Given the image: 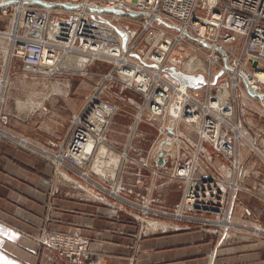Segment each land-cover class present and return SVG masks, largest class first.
Returning <instances> with one entry per match:
<instances>
[{"label": "built area", "instance_id": "2783aa9c", "mask_svg": "<svg viewBox=\"0 0 264 264\" xmlns=\"http://www.w3.org/2000/svg\"><path fill=\"white\" fill-rule=\"evenodd\" d=\"M11 8L15 11L11 16L16 18V24L11 29V32H15L18 35L17 39L13 40L9 37V34H6L8 35L9 43H11L10 45H12L11 57L14 56L19 59L23 69L27 72L56 76L63 70L74 69L75 67H60L59 69L57 68L58 70L56 69L57 64L65 59L63 56L67 52L76 54L80 58L91 59L94 65L117 64L121 69V73L125 70L135 69L137 65H142L151 71L156 67L155 63L161 65V80L151 79L145 89L137 82L131 84L136 90L145 94L147 99L146 112H148L149 116L145 119L144 112L141 111L142 114L140 113L134 117L135 121H139L138 123L141 120H148L150 123L156 124L155 117L152 116L148 108L147 95H156V93L164 91L172 95L173 101L176 103V109L180 107L184 109L186 107L185 111H183L182 122H188L190 117L192 119L193 114L191 116L187 112H190V108L198 102L193 93L195 89L191 92L192 101H189L188 104L182 103L181 99H177L174 88L178 89L180 82L178 80L174 81L173 72L175 71V66L173 65L175 64L171 60L174 53L190 52L194 56L200 53L205 54L208 62L219 65L221 56V59L225 62L224 65H221L219 72L210 74L208 75L209 77L201 73H192L195 77L203 75V80L196 82L193 87L204 82L205 85L210 84V88L213 89L212 85L218 84L221 76L229 74L231 80L236 76L235 78L239 82H245L247 91L244 90V92L251 94V88L256 92L260 91L261 94L264 93V81L255 80L256 85L252 84L251 86L245 81L243 75L246 70L252 76L257 71L264 70V0H17V2L14 1L2 6L0 12L7 15ZM39 25L44 28L41 32L42 34L36 30L32 33L29 32V26L34 28ZM19 27L25 28L24 35H20L22 31H19ZM52 32L55 37L52 36ZM106 33L108 34L107 39L104 38ZM122 33L125 34L127 40H124L125 36ZM240 37L245 39L244 49L250 56L249 60L256 65L254 71H251L246 66L247 59L244 57L237 58L236 61L233 60L231 63L229 61L230 57L233 56L229 45L236 43ZM142 39L145 41L144 46H147L148 49L140 44ZM70 42L72 45H70ZM86 46H89L90 50ZM103 47L106 49L99 55V49L102 50ZM107 48H109V52ZM117 59H125L123 68L118 65ZM141 71L146 72L145 70ZM151 71H148V75ZM166 83L170 84V89H166ZM223 83L219 84L216 95H213V91L209 90L211 92L208 93L207 104L198 103L201 106H207L210 102H215L219 89L223 88ZM186 86L190 87L187 83ZM238 86L240 87L239 83ZM207 88L209 87L205 86L204 89ZM236 96L238 97L237 94ZM230 100L234 106L231 96ZM89 102L91 104L88 106L87 113L84 116L80 114L76 118L73 134L67 140L65 150L59 156L64 157L65 165L70 166L67 161H71L78 168L86 167L92 160L91 169L81 172L82 176L88 175L90 177V173H95L101 177L107 175L114 177L111 172L99 170L97 165L106 166L110 156L115 153L113 152V149L115 151V144L111 145L113 149H108L103 145L105 137L102 134L103 128L107 124H113L115 117L120 113V108L115 103L101 99L98 96H93ZM258 108L261 110L260 107ZM104 109H110L111 112L106 117L104 116L102 124L96 126L95 120L100 123L99 117L102 115L100 111ZM234 110L236 111L235 107ZM198 111L201 110L199 109ZM213 112L215 113L214 110ZM261 112L263 113L262 110ZM172 116L173 114L170 113L169 118L166 120L167 123L173 120ZM185 117L186 119H184ZM91 119L92 121H90ZM199 119L201 124L192 121L195 124L191 126L197 125L195 128L201 137L202 148H204L203 142H210L209 144L217 150L218 156H222L227 160H231L234 157V167L237 171L243 172V167L240 168L239 153L236 155L238 156L237 158L235 156H227L223 153V150L217 148V145L215 146L211 141L203 139L202 122L209 121V119L217 121L214 114L207 113ZM163 126V124H158L159 134H164L166 138L161 141L159 148L154 154L155 162L163 164H158L159 169L156 172L166 174V172L169 173L167 170L170 169L173 172V175H171L173 178L185 180L188 185L184 201L177 211L178 213L175 214L176 220L187 218L204 223L217 222L222 226L223 236L227 237L229 229L233 225L231 220L232 204L238 191L232 184L234 185L236 181H225L210 172L204 174L205 178L195 177L194 173L199 166L202 149L197 148L195 150V148L193 149L194 144H191L189 148H185L188 151L183 150V147H181L183 144L182 138L180 137V141L175 140L176 135L180 133L176 134L174 131L176 130L175 127L171 128L169 124H166L167 134H165L161 130ZM227 126L230 128V125ZM212 130L210 129L209 131L212 133ZM171 131L174 134L170 135ZM82 133L86 134V136L82 135ZM227 133L224 135L226 136ZM92 137L95 140V145L91 152L88 153L89 159L86 165L82 166L77 163L70 152L73 151L75 153L78 151L79 154L82 151V149L79 151L77 142H75L78 138L87 140ZM169 139L173 140V145L170 144ZM165 146L169 148L166 149ZM170 148H174L176 151L174 155L169 150ZM115 154L117 155V153ZM121 157L126 159L128 154L124 153L123 156H119V160H122ZM170 163L173 164V167H170ZM119 166L120 162L115 172H118ZM191 195L192 197H190ZM142 208L147 207L145 205ZM185 212L195 214L209 213L217 215L218 219L216 221L214 218L188 217L184 215ZM39 242L71 262L77 264L91 263L93 252L89 246V239L85 236L66 232H46L39 238Z\"/></svg>", "mask_w": 264, "mask_h": 264}, {"label": "crops", "instance_id": "0c3cea01", "mask_svg": "<svg viewBox=\"0 0 264 264\" xmlns=\"http://www.w3.org/2000/svg\"><path fill=\"white\" fill-rule=\"evenodd\" d=\"M89 64L94 65L93 60ZM1 83L7 84V80ZM1 138L0 264H76L39 242L46 232L87 237L93 252L90 264H264V164H259L263 169L257 178L243 177L256 166V154L264 159L259 147L264 138L260 136L257 147L250 137L248 142L243 136L244 142L235 149L234 156L238 157L240 148L241 161L248 166L243 167V178L227 171L224 162L216 159V164L223 165L220 172L224 178L242 184L232 204L233 225L227 237L199 221L178 223L172 217L158 216L153 221L169 223V227L147 230L143 215L134 214L137 219L128 216L145 205L146 213L149 207L176 209L183 193L180 182L151 175L127 162L119 180L116 177L113 182L112 176L111 186L103 190V181H76L61 170L63 165L54 162L64 175L57 173L52 163ZM241 143H248L253 153L245 156L248 150ZM208 146L204 147L207 151ZM119 162L113 153L106 166L97 168L114 174ZM83 178L89 179L88 175ZM116 192L119 195L113 198Z\"/></svg>", "mask_w": 264, "mask_h": 264}, {"label": "rangeland", "instance_id": "374dc122", "mask_svg": "<svg viewBox=\"0 0 264 264\" xmlns=\"http://www.w3.org/2000/svg\"><path fill=\"white\" fill-rule=\"evenodd\" d=\"M9 11L10 12H8L7 15L0 12V138L2 137L1 139L3 141H6L13 146H18L26 152L34 154L38 156V158L40 157L43 160L52 163L55 171L62 174L55 165V163H57L55 158L61 155V153L65 150L67 140L73 134L76 118L80 114L81 116H84V114L87 113L88 106L91 104V102H89L90 98L98 96L101 99L115 103L119 106L120 113L115 117L113 124H107L103 128L102 135L105 137L103 145L110 149L112 148L111 145L115 144V151L112 148L113 152L117 153L118 156H123V154L126 153L128 154V157L126 159L121 157L122 160H120V166L117 169L118 172L113 174L115 175L113 182L116 180V177L119 180V177L123 174L125 169V164L128 162L135 164V166H140L138 170L145 169L146 171H149L151 175L171 180L174 179L175 181L182 183L183 193L176 209H173L172 211L155 210L149 207L150 209L146 213L145 211L147 210H144V208H138L135 209L134 212L132 211L128 214L131 218H135L134 214L143 215L144 220L142 221H148L147 223H144V225L147 226V230L169 227V223H160L153 221V219H157L158 216H161L172 217L176 220L175 214L178 213L177 211L184 201V195L188 185L185 180L173 178L171 176L173 175V172L170 169L167 170L169 173L166 172V174L156 172L159 168L157 162H155L156 159L154 154L159 148L161 141L166 137L164 134H159V121L155 120L156 124H152L148 120H141L140 123H138L139 121L134 120L135 116L140 113L142 114L141 111L144 112L143 115L145 119L149 116L148 112H146L147 99L145 94L129 85L127 79L122 77L121 69L117 66V64L105 63L91 66L88 59H85L84 57L79 59L76 54L69 55L65 59V62L60 66L69 68L75 67L74 69L76 70H63L56 76L33 74L25 71L19 59L14 56L11 57L12 45H10L11 43H9V38L6 34L12 33L11 29H13L16 24V18L15 16L14 18L11 16L15 11L12 8L9 9ZM18 29L19 31H22L20 32V35H24L25 28L19 27ZM144 42V39H142L140 44L144 46ZM244 44L245 39L240 37L236 43L229 45V48L233 52V56L230 57L229 61L231 63L233 60L236 61L237 58L244 57L247 59V65H245L250 68L251 71H254L256 65L249 60L250 56L247 52H245ZM144 47L148 49L147 46ZM192 56H194V54L190 52L174 53L171 60L175 63V59H178L179 61L176 65L179 68L187 69L188 71H191V73H201L207 76L219 72L221 70V65H224L225 63L221 59V56L219 60L220 65L208 62L205 54H197L194 56L195 58L193 60L191 58ZM193 62L197 63L196 70L198 71L195 70L192 72L193 67L191 64H194ZM3 80H7V84L1 83ZM227 81L230 82V84L232 83L231 76L229 74H224L219 78L218 84L212 85L213 89L207 88L200 90L197 91L198 94L194 91V96L198 102L205 105L208 102V93L213 91V95H216L219 84ZM239 85L240 87L237 86L236 89L233 87L230 88V96L234 102V106L232 104V108L234 109L235 107L236 111L232 112V116H230L231 118L227 119V124L224 125V129L229 132L231 136L234 154L235 149L238 148V143L244 142L242 139L243 136L247 138L248 142L250 137L254 141L255 147L258 146V142L256 140L257 137L260 136L261 138H264V113H262L258 108L262 107L260 101H250V99H248L243 93L244 90L247 91L245 83L240 81ZM224 95L225 93L223 96ZM222 104L225 105L226 102L224 101ZM39 105H41L40 110L31 112ZM184 119H186V117ZM171 123L172 124H169V127L172 128L174 126L176 134L178 132L180 133L176 135V138H182V143L184 145L182 144L181 147H183V150L188 151V149L185 148H189L191 144H194V147H192L193 149L195 148V150L197 148L202 149L201 159L198 163L199 166L194 173L195 177L205 178L206 176L204 174L209 173V171L212 170L210 173L230 182L231 180L222 176L220 168H223V165L218 163V161L216 164V159L218 158L224 162V165L227 167V171H231L234 175L239 173L238 176L241 178L247 176H254L257 178V175L259 173L261 174V170L264 167L260 169L259 164H264V159H262L263 156H260V153H254L256 154L254 156L256 157V160H254L256 166H254L253 171H250L246 173L248 175L243 176L242 172L240 170L238 172L233 165L234 157L231 160H227L222 156H218L217 150L207 142H203V144L206 148L209 145L208 149L210 153L202 148L201 137L195 128L197 125L191 126L186 124L184 121L178 122L176 120ZM227 125H230L231 127L228 128ZM241 129L244 133L241 132ZM6 131L8 134H6ZM66 134L67 136H65ZM169 134L171 135L174 133L171 131ZM5 135H9V137H3ZM170 144L173 145V141H170ZM243 145L245 146V149L248 150H246L247 153L245 156L248 153H253L250 151L251 146H249L248 143H244ZM263 145L264 140L262 143H259V147L262 151H264ZM171 152L173 155L176 153L174 148ZM238 153L241 162L240 168H248V166H245L241 161L240 148L238 149ZM201 161H203V165H201ZM67 162L70 166L64 164L61 167V170L67 172L74 180H80L83 182L91 181L92 183L96 181H103L104 183L100 187L103 190H108L109 186H111V178L113 177H110L109 175L101 177L95 173H90L89 179L83 178L81 172H86L91 169L92 160L84 168H78V166L71 161ZM170 167H173L172 163H170ZM205 167H207L209 171ZM118 195L119 193L116 192V195H113V198L118 197ZM202 214L184 213V215L188 217L194 216L200 218H214L216 221L218 219L217 215L209 213ZM177 222L197 221L185 218L177 220ZM159 223L161 225H159ZM202 223L204 224V222ZM205 225L212 227L216 232L222 233V226L217 222H205Z\"/></svg>", "mask_w": 264, "mask_h": 264}, {"label": "bare ground", "instance_id": "6f19581e", "mask_svg": "<svg viewBox=\"0 0 264 264\" xmlns=\"http://www.w3.org/2000/svg\"><path fill=\"white\" fill-rule=\"evenodd\" d=\"M14 1L17 2V0H0V9L2 6H6V5H8ZM28 28H30L29 29L30 33L34 32L35 30L37 32L41 33L44 30V28L40 25L37 27H34V28L32 26H29ZM107 35L108 34L106 33L104 36L105 39H107ZM122 35L125 36L124 33H122ZM52 36H54L53 32H52ZM9 37H11L13 40H16L18 35L15 32H13L12 34L11 33L9 34ZM55 39L59 40L58 38H55ZM124 40H127L126 36L124 37ZM70 45H72L71 42H70ZM86 47L88 50H90L89 46H86ZM104 49H106V48L103 47L102 50L99 49L98 54L101 55V53H102V51H104ZM107 49L109 52V48H107ZM85 52H87V51H85ZM224 53H225V51H224ZM71 54H73V53L67 52L63 56V58L66 59ZM191 58L193 60L195 57L192 56ZM65 59L61 60L60 63L57 64L56 69L57 68L59 69V67L65 62ZM175 60H176L174 63L175 65H173V66H175V71L173 72V76L175 77L174 81L178 80V82H180V84H178V86H179L178 89L174 88L175 94L177 95L176 96L177 99H181L182 103L184 102L185 104H188L189 101H192L191 92H193L194 89H195V93H197V91L204 89L205 86H208L210 88L211 85L210 84L205 85L203 82V83H200L199 85H197L196 87H193L197 81L196 82L191 81V84H192V82H193V84L190 85V87L186 86V83L180 79V77L177 73H179V72H182V73L183 72H185V73L189 72L188 74H192V73H191V71H188L187 69L179 68L176 65L179 60H177V59H175ZM117 61H118V65L122 66L121 68H123V62L125 61V59H122V60L117 59ZM155 65H156V67L153 69V71L145 68L142 65H137L135 69L123 71L121 73V75L123 78L127 79V81L129 82L130 85L133 84L134 82H137V83H139V85H141V87L143 89H145L147 87L148 83L151 81V79L154 78L155 80L158 81V80H161V78H162V75L160 72L161 71V65H157V63H155ZM191 66L193 67L192 72L197 69V67H196L197 63L191 64ZM141 70H145L146 72H142ZM148 71H151L149 73V75H148ZM196 71H198V70H196ZM238 72L242 73L243 71H238ZM243 75H244L245 81H247L251 86H252V84H255L256 81H258V80L264 81V70L257 71L255 73V75H253V76L250 74L249 71L246 70L243 73ZM235 77L236 76L233 77L231 84L229 82L223 83V88L219 89V93H218V96H216L215 102H210L207 106H201L200 103H198V102L195 103V105H193V107L190 108V112H187L191 116L193 114L192 119H190L191 118L190 117L188 122L185 121L186 124H188V125L195 124L192 121H196L197 124H201V122H200L201 120L199 119L200 117L206 115L207 113L214 114L215 118H217V121L215 119H209V121L207 120V121L202 122L203 123V125H202V137L204 140L211 141L215 146L217 145V148L220 150H223V153L227 156H233L234 150L232 148L231 136H229L230 134L227 133V131L223 128V125L227 124L226 120L230 119L231 118L230 116H232V112L235 111L232 108V104H231V100H230V94H231L230 88L231 87L236 88V86H238V83H239L238 79H236ZM166 89H170L169 83H166ZM258 92H260V91H258ZM224 93H225V95L223 96ZM244 93H245L246 97L250 99V101H252V102H254V100L260 101V104L262 106L260 108L264 113V99L259 98L258 96H254L252 94H249L247 92H244ZM147 97H148V101H149L148 108L150 109L152 116L155 117V120L159 121L160 124L164 125L161 128L163 133H165V134L167 133L166 124H170L172 121H175V120L178 122L183 120L182 119V116L184 114L183 111H185L186 107L184 109L182 107H180L179 109L178 108L176 109L175 108L176 103L173 101L172 95H170L167 91H164L162 93H156V95L155 94H148ZM224 101L226 102L225 105L222 104ZM222 105H223V107H222ZM199 109L201 111H198ZM213 110L215 111V113L213 112ZM100 112L102 113V115H100V117H99V120H101V121L99 123L98 121L95 120L96 126H98V124L103 123L104 120L102 121V119H104V116L106 117L109 114V112H111V110L110 109H104ZM170 113L173 114V116H172L173 120L170 121L169 123H167L166 120L169 118ZM196 113H198V114L196 115ZM140 118H142V116H140ZM90 121H92V119ZM90 125H92V124H90ZM229 127H231V126H229ZM210 129H213L212 133L209 131ZM95 130H96V128H95ZM225 133H227L226 136L224 135ZM82 135L86 136V134H84V133H82ZM179 139L180 138H175L176 141H180ZM75 142H77V147L79 148V151H80V149H82V151L79 154H78V151H76L75 153L73 151H71L70 154L73 155L72 157H74V159L77 161V163L81 164L82 166H85L87 159H88V156H89L88 153H90L91 148L95 145V140L93 139V137L89 138L87 140L78 138ZM75 145H76V143H75ZM85 150H87V152H85ZM55 160L57 161V165H59V166L64 165L66 163L64 160V157H61V156L56 157ZM232 186L235 187V189L237 191L240 190V188H241L240 183H237V182L234 183V185L232 184ZM190 197H192V195ZM145 222L147 223L148 221L145 220Z\"/></svg>", "mask_w": 264, "mask_h": 264}, {"label": "water", "instance_id": "95a60500", "mask_svg": "<svg viewBox=\"0 0 264 264\" xmlns=\"http://www.w3.org/2000/svg\"><path fill=\"white\" fill-rule=\"evenodd\" d=\"M178 75H179V77H180V79L183 81V82H185V83H187V84H189V85H192L191 84V81H202L203 80V76L202 75H200V76H198V78L197 77H195L194 75H192V74H188V73H182V72H179V73H177ZM250 88V87H249ZM250 92H251V94H253V95H255V96H258L259 98H263L264 97V95L263 94H261V93H258V92H256V91H254L253 89H251L250 88ZM162 164V163H161Z\"/></svg>", "mask_w": 264, "mask_h": 264}]
</instances>
